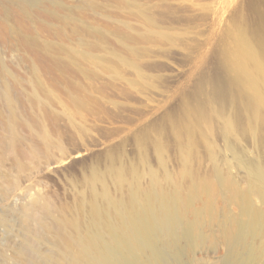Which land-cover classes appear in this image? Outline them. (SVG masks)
I'll return each instance as SVG.
<instances>
[{
  "label": "rangeland",
  "instance_id": "374dc122",
  "mask_svg": "<svg viewBox=\"0 0 264 264\" xmlns=\"http://www.w3.org/2000/svg\"><path fill=\"white\" fill-rule=\"evenodd\" d=\"M57 1L65 22L54 29L89 25L113 44L102 37L105 47L64 52L79 63L40 67L37 83L33 56L25 64L24 51L0 38V264L66 262L95 207L187 182L186 156L198 176L216 166L244 187L247 164L264 162V0L111 1L109 12ZM216 203L220 221L223 194ZM225 258L220 243L180 264Z\"/></svg>",
  "mask_w": 264,
  "mask_h": 264
},
{
  "label": "bare ground",
  "instance_id": "6f19581e",
  "mask_svg": "<svg viewBox=\"0 0 264 264\" xmlns=\"http://www.w3.org/2000/svg\"><path fill=\"white\" fill-rule=\"evenodd\" d=\"M78 1L91 10L107 12L111 1L119 5L130 2ZM63 6L57 0H0V38L6 46L24 51L25 64L28 65V53L33 56L29 57V63L37 83H40V67L55 70L71 62L79 63L73 55L74 60H65L64 52L77 46L105 47L98 41L102 37L107 46L113 44L103 36L104 31L89 25H75L72 33L54 29L55 20L65 22L58 14ZM113 13L122 15L121 10ZM32 23L47 33H34ZM105 25L103 30L110 26L108 22ZM115 31L124 33L120 27ZM81 34H89L96 40L87 42L79 37ZM115 45L119 49L127 46L121 41ZM244 47L247 51L251 49L248 43ZM4 97L9 102V90L4 91ZM185 161L187 167L183 175L187 182H173L169 190L151 189L144 197L135 191L128 203L109 199L110 209L105 212L95 207L91 229L74 239L77 252H63L66 262L55 261V264H180L182 254L190 255L202 246L215 248L220 243L226 246L225 264H264V162L247 164L253 180L244 187L222 175L216 166L212 174L199 177L189 168L187 156ZM220 194L224 203L223 218L219 221L216 199ZM232 206L237 207V212L230 209ZM214 226L217 235L213 233ZM32 252L37 255L38 249ZM39 264L51 262L41 260Z\"/></svg>",
  "mask_w": 264,
  "mask_h": 264
}]
</instances>
